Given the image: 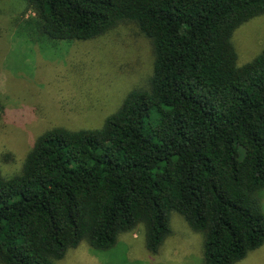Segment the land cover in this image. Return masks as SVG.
Wrapping results in <instances>:
<instances>
[{"label":"trees","instance_id":"1","mask_svg":"<svg viewBox=\"0 0 264 264\" xmlns=\"http://www.w3.org/2000/svg\"><path fill=\"white\" fill-rule=\"evenodd\" d=\"M53 39L135 23L154 47L146 88L92 129L55 126L17 172L0 169V264H60L140 227L157 253L179 212L204 234L203 264L264 244V48L239 65L235 31L264 0H27ZM242 151V154H241Z\"/></svg>","mask_w":264,"mask_h":264},{"label":"rangeland","instance_id":"2","mask_svg":"<svg viewBox=\"0 0 264 264\" xmlns=\"http://www.w3.org/2000/svg\"><path fill=\"white\" fill-rule=\"evenodd\" d=\"M27 0H0V169H21L32 143L55 126L92 129L103 125L134 89L149 86L154 47L135 23H123L93 40H59L35 23ZM239 65L264 48V14L233 35ZM242 154V151H241ZM264 208V190L260 192ZM171 234L157 253L139 228L119 236L108 250L83 241L60 264H203L204 234L176 211ZM237 264H264V244Z\"/></svg>","mask_w":264,"mask_h":264}]
</instances>
